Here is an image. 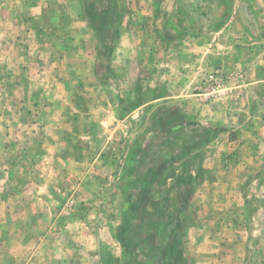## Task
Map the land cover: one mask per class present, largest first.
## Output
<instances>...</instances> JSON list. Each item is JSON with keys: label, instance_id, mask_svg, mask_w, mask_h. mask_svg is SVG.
<instances>
[{"label": "rangeland", "instance_id": "obj_1", "mask_svg": "<svg viewBox=\"0 0 264 264\" xmlns=\"http://www.w3.org/2000/svg\"><path fill=\"white\" fill-rule=\"evenodd\" d=\"M55 1L0 0V87L10 77L9 67L15 65L17 47L24 37L31 32L49 33L67 26L63 22L71 8L55 6ZM88 1V33L80 48L86 58L83 67H90L92 75L87 79L93 77L96 82L110 85L107 89L90 86L88 90L93 89L96 95L106 99H112L115 94L121 102L111 107L106 104L108 108L92 104L89 109L94 117L77 120L78 126L84 128L78 129V137H85L82 147L86 150V165L79 168L81 171L73 170V174L88 180L105 179V200L101 199V206L96 203L92 197L98 196L99 188L90 187V183L81 198L74 190L67 191L58 206V212H63L61 218L68 222L79 218L87 224L81 230L72 227L75 248L82 251L83 242L90 245L88 250L86 247L83 250L89 264H264L263 206L261 214H244L245 191L239 189L231 195L216 182L226 170L224 163L237 164L240 154L230 153L223 164L207 161V168L218 167L211 182H202L204 175H208L206 167L197 177L191 172L195 165L199 168L203 154L199 148L210 140L213 159L216 147L218 150L226 143L227 127L232 122L236 125L238 116L245 123L254 101L250 97L247 103L246 96L241 95L248 76L239 68L241 56L235 54L242 41L239 37L224 40L232 48L227 55L230 66L226 68L200 66L199 54L208 59L209 52L194 54L192 49L220 43L223 39L216 33L226 25L222 21L224 17L230 18L233 13L232 30L241 31V25L245 24L253 33L264 31V8L260 0ZM58 12L63 14L61 18L57 17ZM72 29L80 31L84 27L74 22ZM234 33L239 36L238 32ZM222 46L219 44L217 50L222 51ZM117 49L120 57L115 55ZM81 54L75 59L83 58ZM83 67L75 63L74 73L70 75L80 73L79 81L73 79L78 84L85 78ZM74 93L79 95L82 91L76 88ZM219 99H225L220 103L227 121L224 126L193 119L206 105L211 106ZM75 107L79 104L74 103ZM104 108L105 118L100 120ZM184 111L191 114L186 115L184 122L193 126L181 127L177 115L185 114ZM83 121L89 122L92 130ZM158 125L169 131L168 137L156 138ZM215 128L217 132H213ZM148 144L155 156L152 159L159 160L161 149L168 151L162 152L158 173L150 176L141 188L130 190L129 184L137 176L138 154ZM3 152L0 151V171L6 170L1 167L9 163L10 180L15 181L25 173L26 182L34 176L41 178L43 167L17 165L28 153L18 148L7 157ZM215 182L218 184L214 185ZM193 195H196L194 199ZM261 201L264 204V199ZM225 202L236 207L235 214L223 213ZM9 249L16 254L10 264H55L42 255L36 261L30 256L18 262L21 246L12 245ZM76 256L81 254H74L73 258Z\"/></svg>", "mask_w": 264, "mask_h": 264}, {"label": "crops", "instance_id": "obj_2", "mask_svg": "<svg viewBox=\"0 0 264 264\" xmlns=\"http://www.w3.org/2000/svg\"><path fill=\"white\" fill-rule=\"evenodd\" d=\"M260 2L261 7L264 8V0ZM55 6L71 8L63 22L67 26L49 33L31 32L24 37L26 41L23 38L17 47L16 63L13 68L9 67L10 77L0 87V151H4L3 153H6L8 157L14 149L19 148L28 153L26 158L17 164L20 168H28L30 165L43 167L41 178L34 176L27 182L24 179L27 173L18 175V178L12 181L10 180L12 174L10 175L7 171L9 163L1 167L6 169L0 171L1 264H10L16 257V254L9 251L12 245L21 246V252L16 258L18 262L21 258L28 259L30 256L36 261V258L42 255V258L48 257L49 261L55 264H89L90 260L84 257L83 250L85 247L88 250L90 245L83 242L82 251H79L71 240L75 237L72 227H80L81 230L87 226L86 220L71 218L69 222L65 221V218H61L63 212L61 210L58 212V206L61 205L69 189L74 190L76 196L81 198L86 192L87 183H90V187L99 188L98 196L92 197L98 205L101 206V199L105 200V179L90 177L88 180L73 174V170H80L79 168L86 161L84 158L86 150L82 147L85 137H78V129L84 128L78 126L77 120L80 122L82 119L94 117L89 109L92 104L97 103L103 107L106 104L110 107L115 106L120 104V97L114 94L112 99H106L103 95H96L97 91L88 90L90 86L97 89L110 87L100 81L96 82L93 77L87 79V76L92 75L90 67H83L86 58L81 54L80 48L83 46L82 39L88 33L86 12L89 1L57 0ZM73 7L77 8L74 12ZM61 16L63 14L57 15L60 18ZM234 16L233 13L230 18L224 17L222 20L226 25L216 33L220 39H223L220 43L215 42L209 47L208 45L194 47L192 53L195 54L198 51L202 55H207L206 53L209 52L208 59L199 54L200 66L229 67L230 58L228 59L227 55L232 48L228 47L224 40L239 37L242 41L239 52L237 49L235 54L241 56L238 61L239 68L248 76L246 89L241 92V95L246 96L247 103L250 97L251 99L254 97L253 108H249V113L244 118L245 123H242L238 116L236 119L239 122L236 125L232 122L230 128L227 127L224 134L226 143L218 150L216 147L217 151L215 150L213 159L210 153V140L199 148L203 153L200 157L201 162L199 168L197 164L191 172L197 177V173L206 167L207 161H222L223 164L227 155L232 152L239 153L237 164L224 163L226 170L216 182L231 195L239 189L241 192L245 191L247 197L242 206L244 214H261L263 212L261 207L263 206L264 209L261 201L264 199V31L253 33L245 24L241 25V31H234L232 30ZM74 22L78 27H84V32L83 30L74 31L72 29ZM234 32H238L239 36H236ZM122 37L121 33L118 38L119 44ZM249 38L251 40H248ZM79 44L81 45L78 46ZM219 44L224 45L220 47L222 51L217 50ZM79 53L83 58L75 59ZM120 54V49H117L115 55L120 57ZM87 58L92 59L89 56ZM74 61L78 66H82V70L86 73L84 80L79 84L80 73L70 77L74 70ZM128 69L130 71V67ZM73 79L78 81L74 82ZM76 88H80L82 93L76 95L74 93ZM224 100L219 99L211 103V106L206 105L202 112H199L200 114H196L197 118L195 116L193 119L203 124L224 126L227 121L225 123L220 105ZM74 103L79 104V107L74 108ZM207 107L210 109L208 110ZM105 108L102 114H99L100 120L105 118ZM184 112L188 117L191 116L188 112ZM112 117L115 118L113 115ZM82 123L89 126V122ZM91 127L89 126L88 130H92ZM217 139L216 137L214 143ZM36 154L38 157H34ZM207 169L208 175L203 174L205 177L203 184L213 178V172L218 171V167ZM203 173L206 174V169ZM62 175L66 177V180H64L65 177L61 179L56 177H62ZM216 182L214 185L218 184ZM195 196L193 195V199ZM232 206H228L225 202L222 207L223 213L235 214L236 207ZM253 207H257L256 210L252 211ZM191 228L193 229L192 226ZM78 235L76 234L77 238H80ZM31 246L34 247L32 251ZM77 253L81 256H76L74 259V254L77 255Z\"/></svg>", "mask_w": 264, "mask_h": 264}, {"label": "trees", "instance_id": "obj_3", "mask_svg": "<svg viewBox=\"0 0 264 264\" xmlns=\"http://www.w3.org/2000/svg\"><path fill=\"white\" fill-rule=\"evenodd\" d=\"M177 116H178V119L180 120V124L182 122L181 127H183L184 125L193 126V124H190L189 122H184V120L187 118L185 114L180 113ZM213 132H217V129L215 128ZM168 133L169 131L165 130L164 128L160 127V125H158V129L156 131V138H159V137L165 138V136L168 137ZM157 146L159 147V144L155 145V147ZM150 150H151L150 144L145 145L140 149V153L138 154V159H137V164H136V168L138 169L137 176L135 180L129 184L130 190H132L133 187H136V186L138 187L140 186L141 188V184L147 181V179L150 176H155L158 173L160 166H161L160 161L163 158L162 152L164 151L166 153L168 151V149H165V150L161 149L160 154H159V160H155V159H152L155 156L152 155Z\"/></svg>", "mask_w": 264, "mask_h": 264}]
</instances>
